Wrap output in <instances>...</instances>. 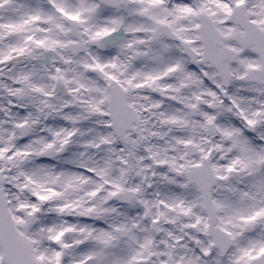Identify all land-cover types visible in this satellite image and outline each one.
<instances>
[{"label":"snow or ice","instance_id":"1","mask_svg":"<svg viewBox=\"0 0 264 264\" xmlns=\"http://www.w3.org/2000/svg\"><path fill=\"white\" fill-rule=\"evenodd\" d=\"M0 264H264V0H0Z\"/></svg>","mask_w":264,"mask_h":264}]
</instances>
